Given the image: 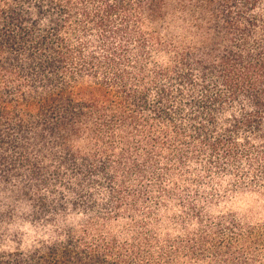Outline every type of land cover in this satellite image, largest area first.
<instances>
[{
	"label": "trees",
	"instance_id": "trees-1",
	"mask_svg": "<svg viewBox=\"0 0 264 264\" xmlns=\"http://www.w3.org/2000/svg\"><path fill=\"white\" fill-rule=\"evenodd\" d=\"M263 127L264 0H0V264H264V224L233 216L157 256L97 225L131 173L231 161Z\"/></svg>",
	"mask_w": 264,
	"mask_h": 264
},
{
	"label": "rangeland",
	"instance_id": "rangeland-1",
	"mask_svg": "<svg viewBox=\"0 0 264 264\" xmlns=\"http://www.w3.org/2000/svg\"><path fill=\"white\" fill-rule=\"evenodd\" d=\"M156 61L161 62L162 59L156 57ZM237 111L234 107L228 112ZM257 134L242 132L236 136L237 150L249 152L241 154L236 151L238 154L231 161L208 160L205 156L195 160L185 159L169 176L161 165L165 162L161 158V163L155 167L161 170V177L156 181H153L147 168V180L142 183L131 173L128 183L140 186L128 187L120 194L122 205L119 213L97 223L99 233L109 235L118 242L135 241L139 246L148 237L153 241L151 249L156 250L154 253L157 256V247L164 243L166 237L174 239L195 232L202 224L200 218L205 227L227 215L233 216L242 226L264 224V141L258 139V136H264V127ZM116 153H119L118 149ZM215 162L219 165H214ZM112 174L116 186L122 174L121 171ZM104 182L101 181L92 190L98 200L104 198L107 191ZM148 182L154 184L153 188H149ZM160 185L174 191L175 195L162 194ZM187 204H194L201 215L190 212Z\"/></svg>",
	"mask_w": 264,
	"mask_h": 264
}]
</instances>
